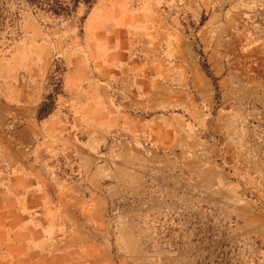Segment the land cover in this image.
Instances as JSON below:
<instances>
[{"label":"rangeland","instance_id":"rangeland-1","mask_svg":"<svg viewBox=\"0 0 264 264\" xmlns=\"http://www.w3.org/2000/svg\"><path fill=\"white\" fill-rule=\"evenodd\" d=\"M49 1L0 0V98L46 56L38 115L101 175L84 263L264 264V0Z\"/></svg>","mask_w":264,"mask_h":264},{"label":"crops","instance_id":"crops-1","mask_svg":"<svg viewBox=\"0 0 264 264\" xmlns=\"http://www.w3.org/2000/svg\"><path fill=\"white\" fill-rule=\"evenodd\" d=\"M36 58L33 99L20 101L13 88L7 91L9 100L0 98V264H21L27 258L28 264H85L79 243L86 223L81 216L91 198L96 199L100 170L95 163L89 166L86 180H92L93 189L87 188L83 149L61 113L38 117L50 70L46 56ZM69 80L64 92L73 94ZM81 111L77 107V123L82 122ZM7 126L12 128L6 134ZM75 170L82 175L68 180Z\"/></svg>","mask_w":264,"mask_h":264},{"label":"trees","instance_id":"trees-1","mask_svg":"<svg viewBox=\"0 0 264 264\" xmlns=\"http://www.w3.org/2000/svg\"><path fill=\"white\" fill-rule=\"evenodd\" d=\"M84 1L87 2L88 0H84ZM74 3H77V0H75ZM48 5H49V10L51 12L55 13L56 15L68 14L69 13V10H70V7L69 6L64 5L59 0H50L49 3H48ZM214 86L216 88V85L215 84H214ZM38 117L39 118H42L40 115H38Z\"/></svg>","mask_w":264,"mask_h":264}]
</instances>
